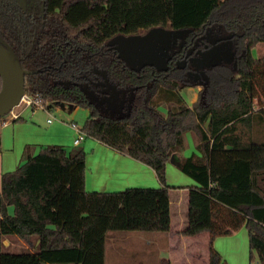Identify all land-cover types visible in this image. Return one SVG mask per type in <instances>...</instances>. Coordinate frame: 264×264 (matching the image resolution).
<instances>
[{"label": "trees", "instance_id": "16d2710c", "mask_svg": "<svg viewBox=\"0 0 264 264\" xmlns=\"http://www.w3.org/2000/svg\"><path fill=\"white\" fill-rule=\"evenodd\" d=\"M42 2V10L24 11L0 0V36L27 71L25 93L88 109L79 130L150 166L160 186L87 191L82 148L41 146L1 176L0 264H105L109 231H169L166 165L190 131L198 154L176 163L195 182L180 233L207 231L208 264H228L213 241L244 226L250 261L264 264V140L249 135L264 122V56L252 54L264 41V0ZM156 27L180 32L161 62L132 66L106 44ZM94 68L132 93L123 115L102 112L80 89ZM196 84L202 89L188 105L181 90ZM10 235L32 247L37 239V249L4 251Z\"/></svg>", "mask_w": 264, "mask_h": 264}, {"label": "crops", "instance_id": "0c3cea01", "mask_svg": "<svg viewBox=\"0 0 264 264\" xmlns=\"http://www.w3.org/2000/svg\"><path fill=\"white\" fill-rule=\"evenodd\" d=\"M201 85H189L181 90L187 91L188 97H184L185 102L191 105L196 99ZM79 107L61 106L56 113V117L42 125L36 112H31L29 116H23V111L18 113V117L12 118L7 114L0 120V187L3 173L13 171L23 164L30 155H35L41 146L56 144L62 145L68 150L72 148H82L85 152V188L87 191H119L129 187L157 188L160 183L155 171L145 163L111 148L100 141L85 137L77 145L73 143L76 137L77 127L75 119L76 111ZM25 109V108H24ZM61 109V110H60ZM82 119L80 120V122ZM185 142V141H183ZM194 147L198 140L194 141ZM184 148V145H183ZM183 149L173 154L166 165V183L170 187V228L167 232L160 231H126L121 237L111 236L123 248H129L138 243H132L127 239H142L145 255L138 258L139 261L150 260L152 254L163 264H208L209 253V233L199 232L193 236H184L180 232L184 229L187 219L188 188L195 185V182L187 174L183 173L176 165L180 157L184 155ZM197 154L198 151L196 150ZM175 169L183 174H177ZM185 175V176H183ZM188 177V178H185ZM138 232L156 233L150 235L139 234ZM135 233V234H132ZM243 235L248 241V233L244 226L227 237ZM224 236L214 239L213 245L222 255V249L230 240H222ZM236 242V238H230ZM140 244V247L142 248ZM138 248V247H137ZM236 249V248H235ZM154 250V253H153ZM150 255V256H149ZM223 257V255H222ZM242 259L239 257V260ZM137 260V259H136ZM226 260V259H225ZM230 264V263H228Z\"/></svg>", "mask_w": 264, "mask_h": 264}, {"label": "rangeland", "instance_id": "374dc122", "mask_svg": "<svg viewBox=\"0 0 264 264\" xmlns=\"http://www.w3.org/2000/svg\"><path fill=\"white\" fill-rule=\"evenodd\" d=\"M177 35L178 33L172 32V30H167L165 28H161V27L152 28L148 31H145V30L142 31L138 35H135V37H131L127 39L121 38V37L116 38L115 40L111 42V45L117 48L125 49L127 51L131 49L135 50V52L132 53L131 55L133 54L136 55L137 54L136 52L138 51L142 52L143 54L144 53L149 54V58L151 57L152 60L161 62L163 58V54L165 53V47L167 43L174 40ZM252 54L255 58L264 56V41L258 42L254 46V48L252 49ZM189 76H192L191 79H194L196 77L194 73L193 75L189 73ZM100 84H102V86L100 85L101 91L107 92V94L106 95L104 94V96L101 95L98 98L96 96V93L91 88H88V86L86 87L89 91H91L93 96H95L94 98L98 100L100 104L103 105V108H112L114 105L118 104L119 100L114 99V96H115L114 94H116V92H118V94L120 93L119 91H117L116 87L115 89H113V87L109 86L110 84L108 82H103V81H101ZM82 86H85V85L82 84ZM185 90L186 89H184L183 91V96L186 98L188 97V93ZM102 92L101 94H103ZM123 93L124 91H121V93L119 94V97ZM63 104L64 106L69 105V103H63ZM162 104L163 105L159 106V110L163 113H166L167 111L166 109L167 107H170V105L165 104V103H162ZM114 108L111 111L118 114V112ZM20 110L21 112L23 111L22 113L23 116H27V115L29 116V114L31 113V110L28 107H26L25 109L22 108ZM109 110L110 109H108V111ZM36 111H37V116H39L40 123H42V125H45L46 124L45 120L48 114L43 112V110H40V109ZM76 112H77L76 117L80 120L82 119V121L80 122V120H77V119H75V121L77 122L78 125L82 126L88 116V109L79 107ZM240 128L245 130V128L242 126H240ZM249 135L253 137V139L263 141L264 140V122L255 124ZM196 140H197L196 135L191 131L187 132L184 135V141H185L184 148H183L184 155L189 156L192 153H197L194 147V143H193ZM175 171L179 175L183 174L179 171V169H175ZM185 178H188V177H185ZM12 211H13V208L11 206L9 207V212L12 213ZM125 233L126 231H109L107 233L106 242H105V264H163L162 260L157 259V257L154 254H152V257H150V260L151 259L154 260L153 263L149 261L146 262V260L145 262L139 261V259L143 258V256L145 255V252L143 250L144 246L142 245V239H139V238L138 239H135V238L127 239V241L129 240L132 243L140 242V244L142 245V248L140 247L139 243L137 246L138 248L137 247L135 248V244L129 248L127 246L126 248H123L121 245H119L116 242L118 240L113 241V239H111V236L113 235L119 238L123 236ZM138 233L143 234V235L156 234V233H149V232H138ZM132 234H135V233H132ZM222 238H224L222 240H226V239L230 240V244H227V246H224V248L221 250L223 259H226L227 263H230V264H256L257 263L256 259H253L250 261L249 243L248 241L246 243V240L243 237V235L240 234L235 237H227L225 235ZM230 238H236V242H233V240ZM33 243H34L33 244L34 247L29 246L27 245L26 242L19 239L17 236L10 235L4 238L5 247L3 249L4 251H8V252H21V251H26V250L35 251L37 249L36 247L38 245V240L33 239ZM153 253H154V250H153ZM241 253H242V259L239 260V257H241ZM253 254L254 256H256L255 251H253Z\"/></svg>", "mask_w": 264, "mask_h": 264}, {"label": "water", "instance_id": "95a60500", "mask_svg": "<svg viewBox=\"0 0 264 264\" xmlns=\"http://www.w3.org/2000/svg\"><path fill=\"white\" fill-rule=\"evenodd\" d=\"M19 4L23 7L22 0H17ZM159 28V27H156ZM162 28V27H161ZM172 32L178 33L177 36H179L180 32L177 30H172ZM131 38L135 37V35L131 36H123L118 35L112 39H110L106 44L112 47L117 51L118 56L123 59L127 64L129 65H136V64H144V63H156L157 61L152 60L151 57L149 58V54L142 53V52H136V55H131L135 52V50H125L122 48H117L113 45H111V42L115 40L116 38ZM164 55V54H163ZM133 56V58H132ZM27 73L26 70H24L20 65V60L17 56V54L14 52V50L4 42V40L0 36V79H1V88H0V117L5 116L8 114L20 101L21 97L25 94V74ZM104 78V77H103ZM56 83H60L63 85H68L71 83L69 80H57ZM109 83V82H108ZM110 87H113L115 89V85L112 83H109ZM80 89L84 92L88 100L95 103L96 99L94 98L91 91L87 89L86 86H82V84H78ZM107 94V93H106ZM105 94V95H106ZM114 99L119 100L118 104L114 105L113 108L116 109L118 112V115L121 116L125 112L123 110V103L125 94L123 93L120 97L118 92L114 94ZM130 97H132V93H129ZM60 106H63L61 104ZM96 106H100L96 103ZM100 110L104 113H107L111 116H113L112 113H108V109L110 111L113 108H102L99 107ZM256 264H259L258 262Z\"/></svg>", "mask_w": 264, "mask_h": 264}, {"label": "flooded vegetation", "instance_id": "af4514ba", "mask_svg": "<svg viewBox=\"0 0 264 264\" xmlns=\"http://www.w3.org/2000/svg\"><path fill=\"white\" fill-rule=\"evenodd\" d=\"M17 2V4L24 10H32V11H37L38 7L42 10L43 8V2L42 0H22L23 2V7L19 4V2L17 0H15ZM114 50V49H113ZM96 68H94L91 72V74L89 76H86V75H83L81 76V80L80 81H77L79 84H84L85 86H88V88H91L95 93H96V96L97 98L99 96H104V94H106L107 92H102L101 91V86L102 84L101 81L103 82H107V80L105 78H103L100 73L98 71H95ZM192 76H189V73H185V78L188 80V81H191L193 82L194 80H196L195 78L194 79H191ZM71 83L69 84H72L73 81L72 80H69ZM101 85V86H100ZM196 85H199V84H196ZM100 86V87H99ZM117 89V88H116ZM201 89H202V85H201ZM117 91H119L121 93L120 90L117 89ZM200 91V90H199ZM101 92L103 94H101ZM119 93V94H120ZM125 94V93H124ZM127 94V95H126ZM124 96V103H123V108L124 109H128L129 107V104H130V101H131V97L129 95V92H127ZM98 104L100 105L99 107H102L103 108V105L99 103L98 100H96L95 104ZM113 108V107H112ZM104 109V108H103ZM105 110V109H104ZM106 111V110H105ZM108 113H112L113 115H118L117 113H114L112 111H106Z\"/></svg>", "mask_w": 264, "mask_h": 264}, {"label": "built area", "instance_id": "2783aa9c", "mask_svg": "<svg viewBox=\"0 0 264 264\" xmlns=\"http://www.w3.org/2000/svg\"><path fill=\"white\" fill-rule=\"evenodd\" d=\"M26 107L30 108L32 113L38 109L46 111L50 115V117L47 119L48 122H51L56 117L55 115L58 109L61 108L60 105L50 104V102L44 99L42 96H30L25 93L21 97L19 103L8 114H10L12 118H16L18 117L20 109ZM17 109H19V112H16ZM72 125L76 128V137L74 138L73 143L77 145L86 137V135L81 132L74 123H72Z\"/></svg>", "mask_w": 264, "mask_h": 264}]
</instances>
